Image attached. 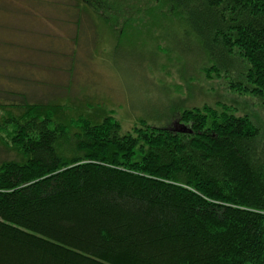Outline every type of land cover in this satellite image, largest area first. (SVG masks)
<instances>
[{
  "label": "trees",
  "instance_id": "16d2710c",
  "mask_svg": "<svg viewBox=\"0 0 264 264\" xmlns=\"http://www.w3.org/2000/svg\"><path fill=\"white\" fill-rule=\"evenodd\" d=\"M43 8L94 49V31L181 21L207 80L264 102V0H0V264H264L260 128L220 102L125 129L96 101L68 114L62 85L37 97L45 50L20 37Z\"/></svg>",
  "mask_w": 264,
  "mask_h": 264
},
{
  "label": "rangeland",
  "instance_id": "374dc122",
  "mask_svg": "<svg viewBox=\"0 0 264 264\" xmlns=\"http://www.w3.org/2000/svg\"><path fill=\"white\" fill-rule=\"evenodd\" d=\"M45 10L42 9L41 20L23 24H37L36 34L26 30L20 37L24 42H36L47 52L31 56L39 60L40 66L44 65L37 72L49 85L45 89L39 88L35 92L37 97L62 85L64 93L59 101L67 102L68 114L74 116L84 112L87 103L96 101L107 111H112L125 129H132L138 119L145 118L160 125L172 122L174 129L180 130L187 126L176 120L177 115L173 118L180 107L220 102L229 105L238 115L247 114L264 135V102L232 90L226 79L207 80L198 69L202 60L201 42L185 23L166 18L158 24L147 17L146 21L130 26L121 37L118 34L108 37L105 32L101 39L94 31L92 36H96L88 40L96 44L94 49L90 45H76L73 41L75 27L60 26V22L47 15ZM160 35L164 38L157 39ZM73 47L78 53L74 64L66 55L57 57L54 64L50 63L53 52L66 50L70 53ZM71 66L74 68L69 71Z\"/></svg>",
  "mask_w": 264,
  "mask_h": 264
},
{
  "label": "water",
  "instance_id": "95a60500",
  "mask_svg": "<svg viewBox=\"0 0 264 264\" xmlns=\"http://www.w3.org/2000/svg\"><path fill=\"white\" fill-rule=\"evenodd\" d=\"M182 129H183V127H182Z\"/></svg>",
  "mask_w": 264,
  "mask_h": 264
}]
</instances>
